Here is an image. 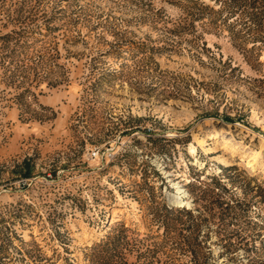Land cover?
<instances>
[{"label": "rangeland", "instance_id": "1", "mask_svg": "<svg viewBox=\"0 0 264 264\" xmlns=\"http://www.w3.org/2000/svg\"><path fill=\"white\" fill-rule=\"evenodd\" d=\"M261 138L264 0H0V264H264Z\"/></svg>", "mask_w": 264, "mask_h": 264}, {"label": "bare ground", "instance_id": "2", "mask_svg": "<svg viewBox=\"0 0 264 264\" xmlns=\"http://www.w3.org/2000/svg\"><path fill=\"white\" fill-rule=\"evenodd\" d=\"M224 126L225 127H227V128H230L232 125L230 124V123H224ZM240 126V125H239ZM241 128H244V127H241ZM198 145L200 146V147H203V145H204V143H205V141H204V139L202 138V139H199L198 141ZM260 144H261V148H263L264 147V138H261V142H260ZM188 151L190 152V153H194L195 152V146L194 145H190L189 147H188ZM260 153L259 152H255V154L253 155L254 157L255 156H258ZM218 162L220 163V164H226V160H225V158L224 157H219L218 158ZM249 163V165L247 166V167H250V166H253V164H251V162L249 161L248 162ZM178 191H180V190H178ZM180 193V192H179ZM174 197V200L176 201V202H178V203H182V199H181V197L182 196H173Z\"/></svg>", "mask_w": 264, "mask_h": 264}]
</instances>
